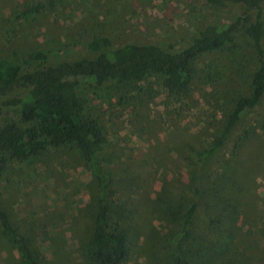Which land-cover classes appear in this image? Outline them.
I'll use <instances>...</instances> for the list:
<instances>
[{
    "label": "rangeland",
    "instance_id": "1",
    "mask_svg": "<svg viewBox=\"0 0 264 264\" xmlns=\"http://www.w3.org/2000/svg\"><path fill=\"white\" fill-rule=\"evenodd\" d=\"M38 1L46 11L23 15ZM55 1L0 0V59L20 66L22 73L95 59L98 54L89 48L95 37L109 38L114 48L154 44L180 52L207 26L232 23L244 11L241 4L214 6L206 0ZM257 13H251L252 22ZM244 31L222 50L199 58L198 77L186 92H166L163 79L156 76L127 90H84L90 111L106 128L108 144L101 157L114 193L112 219L131 230L126 264H166L162 249L168 258L172 253L166 249L181 255L180 247L185 253L190 246L186 240L174 243L172 236L183 223L174 225L170 216L160 213L158 201L166 198L178 205L184 198L195 200L194 150L211 147L232 110L230 102L249 90L245 69L248 74L256 56ZM263 116L264 99L230 136L212 164L210 180L219 204L225 193L236 194L230 204L238 207L233 210L240 213L239 230L231 246L251 258L249 264H264ZM7 120L20 122L19 112L0 100V124ZM97 193L90 167L69 149L11 160L0 175V203L16 228L27 234L41 264H91L85 248ZM206 200L214 204L213 197ZM201 215L198 209L197 236L203 230ZM0 264H23L1 227Z\"/></svg>",
    "mask_w": 264,
    "mask_h": 264
},
{
    "label": "trees",
    "instance_id": "2",
    "mask_svg": "<svg viewBox=\"0 0 264 264\" xmlns=\"http://www.w3.org/2000/svg\"><path fill=\"white\" fill-rule=\"evenodd\" d=\"M49 2L53 5L56 1ZM206 2L214 6L241 4L244 11L232 23L207 26L189 47L180 52H170L154 44L130 43L114 48L109 38L95 37L89 44V48L98 54L95 59L64 62L28 73H22L20 66L13 62L0 59V100L2 106L17 109L20 120L0 124V175L14 159L27 161L48 155L50 149L78 152L90 167L98 189L95 205H92L93 229L85 248L91 264H126L131 256V230L112 219L110 173L102 166L105 158L101 157L108 144L106 128L90 111L87 99L82 96L84 90L88 86L95 89L114 86L127 90L156 76L163 79L162 87L166 92H186L198 77L199 58L222 50L244 30L252 40L256 56V63L248 74L245 69V86L249 90L230 102L232 110L211 147L194 150L191 187H194L195 200L189 202L184 198L177 205L161 198L158 205L160 213L170 216L174 225L183 223L172 236L174 243L190 241L185 253L180 247L181 255L169 248L166 251L172 254L166 258L162 249L160 257L168 260L166 264H249L251 261L243 251L231 246L239 230L240 213L233 210L238 207L230 204L231 197L236 194L225 193L224 201L219 204V194L214 191L210 180L216 157L230 136L264 99V0ZM46 10L44 2L38 1L25 8L23 15L40 14ZM253 11L258 12L254 22L250 17ZM37 56L45 59L44 54ZM16 92L19 95H14ZM262 118L264 122V116ZM206 197H213L214 204L207 203ZM211 208L216 212L209 210ZM198 209L202 214L203 230L197 236ZM0 227L8 244L19 252L23 264H41L27 234L16 228L11 214L1 203Z\"/></svg>",
    "mask_w": 264,
    "mask_h": 264
}]
</instances>
